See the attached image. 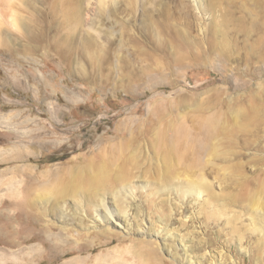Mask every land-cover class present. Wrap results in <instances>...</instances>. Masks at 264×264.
Returning <instances> with one entry per match:
<instances>
[{
    "label": "rangeland",
    "instance_id": "rangeland-1",
    "mask_svg": "<svg viewBox=\"0 0 264 264\" xmlns=\"http://www.w3.org/2000/svg\"><path fill=\"white\" fill-rule=\"evenodd\" d=\"M111 145L125 226L3 206L0 264H264V0H0V200Z\"/></svg>",
    "mask_w": 264,
    "mask_h": 264
},
{
    "label": "bare ground",
    "instance_id": "bare-ground-1",
    "mask_svg": "<svg viewBox=\"0 0 264 264\" xmlns=\"http://www.w3.org/2000/svg\"><path fill=\"white\" fill-rule=\"evenodd\" d=\"M126 150L125 146L120 145L118 149L112 146L109 153L99 152L92 157L78 159L80 165L65 166L44 174L34 168L30 172L23 169L13 172L6 188L9 199L0 200V210L6 206L4 211L9 219L33 222L39 230L35 238L43 246L46 245V234L55 229L54 225L46 222V218L57 219L64 225L63 229H67L70 206L76 213L85 211L89 215L91 212L97 222L103 216L113 228H123L128 218L125 191L130 188L124 183L130 177L127 171L130 159L126 160ZM2 186L0 183V191ZM51 241H55V237ZM21 244L23 242L18 240L17 245ZM69 245L64 250L59 248L57 253H66Z\"/></svg>",
    "mask_w": 264,
    "mask_h": 264
}]
</instances>
